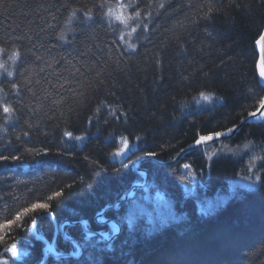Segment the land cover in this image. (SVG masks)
<instances>
[{
  "label": "trees",
  "instance_id": "16d2710c",
  "mask_svg": "<svg viewBox=\"0 0 264 264\" xmlns=\"http://www.w3.org/2000/svg\"><path fill=\"white\" fill-rule=\"evenodd\" d=\"M121 3L126 24L116 19ZM263 29L264 0H0V155L8 157L0 159V254L28 237L25 264H38L35 217L95 226L99 209L133 183L134 163L170 161L201 136L238 126L264 99L255 47ZM126 143L137 150L115 160ZM252 150L261 156L252 160ZM211 151L175 168L148 164L150 181L186 219L137 239L119 217L123 234L91 254L102 264H264V123ZM184 170L211 180L182 194L174 176ZM239 179L255 187L215 207ZM36 203L49 208L25 213ZM41 223L51 241L50 219ZM126 244L131 254H119Z\"/></svg>",
  "mask_w": 264,
  "mask_h": 264
},
{
  "label": "rangeland",
  "instance_id": "374dc122",
  "mask_svg": "<svg viewBox=\"0 0 264 264\" xmlns=\"http://www.w3.org/2000/svg\"><path fill=\"white\" fill-rule=\"evenodd\" d=\"M224 142H227V141H224ZM123 146H125V145L123 144ZM122 148L123 147H121V149ZM121 149L115 156V160H117V161H122V159H123V157L121 156V152H122ZM258 156H261V155L252 150V153L250 156L251 159L255 160ZM184 168L186 169L187 167L184 166ZM143 183L144 182H143L142 178L139 182H137V184H143ZM233 183L241 184V185H247V183H248V187H250V188L255 187V183L252 182V180L247 181L244 179H239V180L234 181ZM241 190L242 189H240V191ZM240 191H239V193H240ZM238 194L236 191H234V194L221 196L212 204H214V206L217 207V205L220 204L221 201H224V199H226L228 201V200L234 198L235 196H237ZM170 198L171 197L169 195H165L163 193V190L161 189V187H159L158 185L153 183V181H149V184L146 188H144L142 190H136L134 195L131 197V199L125 203L128 204V209L131 212H132V210H134L138 213L139 210H141V209L144 210V212H145L144 217L145 218L144 217L143 218H144V221L146 222L147 227H146V229L142 228V230L149 232L150 230L151 231H158L160 229H163L165 226H168L172 223H175L174 221H182V220L187 218L186 213L179 212L176 210L175 205H174L173 201L170 200ZM122 205L119 206L120 209H121ZM136 212H132L135 214V217H136L135 221H134L135 224H136V221L139 220V218L143 219L142 217L139 216L140 214L138 215ZM112 219H114V218H112ZM141 219L138 221V224H137V226L140 228V230H141V227H140L141 226ZM106 220H107V218H106ZM64 221L65 220L60 219V223L64 222ZM100 221L103 222V219H100ZM116 221H118L119 224L121 223L120 219H117ZM41 225H42L41 227L43 229L47 226L45 223H41ZM126 226L132 227L133 226L132 221L129 220V224ZM88 227L93 228L90 222H88ZM98 229L100 231H102L103 233H105L110 238L114 234V232L116 231L117 228L113 224H106V225H99ZM123 230H125V228H123ZM66 235H68V234L66 233ZM100 240L101 239L95 240V241H90L89 238H86L84 240V243L89 244V242H92V243L96 242V243L100 244V242H101ZM15 245H16L17 255L12 256V254L10 252L6 251V249L11 247L12 245L9 246L8 248H5L3 250V252L0 254V264H2V261L5 259H7L9 261V264H25L26 260L29 259L30 255H31L32 248H29L27 243H25V242L21 243V242H18V240H16ZM126 245H128V244H126ZM109 247H111V246H109ZM133 248H134V245H133ZM103 249L104 248H69V249L68 248H54V252L57 254H63V255L64 254H71L73 256H79L80 250H81L82 251L81 255L84 258L85 264H97V263L102 264L103 260L102 259L99 260L100 255H98L97 252H99L100 250H103ZM109 249L112 250V248H109ZM92 250L93 251L97 250V252L95 254H91ZM117 252L121 255H129V254H131L132 251H131V247H130V248H118ZM43 261H44V255L42 256V259L38 264H42ZM74 261H77V259H75V258H63V259L51 258V260L49 259L47 261V263H45V264H72V262H74Z\"/></svg>",
  "mask_w": 264,
  "mask_h": 264
},
{
  "label": "water",
  "instance_id": "95a60500",
  "mask_svg": "<svg viewBox=\"0 0 264 264\" xmlns=\"http://www.w3.org/2000/svg\"><path fill=\"white\" fill-rule=\"evenodd\" d=\"M261 35H264V29ZM260 38V37H259ZM259 41V42H258ZM257 53H258V61H257V73L259 76V82L261 84V86L264 88V75H262V73H264V41H260L259 39L256 41L255 44ZM256 113V115H252V113L250 115H248L242 122L239 123L238 126L231 128L233 131L229 132L224 131L221 132V135L217 136L216 134L214 135H210L213 137L212 140H203L200 141L199 144H197V141L200 140V138L193 144L189 145L188 147L184 148L183 150H181L179 152V154L171 161L168 162H162L156 159H147L149 160L148 162H152L154 164H158L160 166L163 167H170V166H175L176 164L182 162L186 157V155L190 154L191 152L195 151V150H199V149H204L208 146H213L216 145L218 143L224 142V141H228L233 139L238 133L239 131L246 125L249 124H259V123H263L264 122V109H261L260 106L253 112ZM129 150V145L125 146L124 150L122 151V155L124 156V160L126 161L129 157H130V153L128 152ZM147 160L141 161L138 164H136L133 167V170L137 173H139L143 180V184H135L131 187V189L124 195L122 196L114 205L112 206H108L105 208V210L103 212H101L95 219L96 223H98L99 225H106V224H113L114 226H116V231L114 232V234L109 238L105 233H103L102 231H91L87 228V223L86 221H79V222H65L64 224H58V221L56 219V217L54 216V214H45L44 216H41L40 218H38L34 225H33V233L34 236L36 237V239L40 242H43L46 244L43 253H44V261L42 262V264H45L47 259L52 256L54 258L57 259H63V258H79L82 251L80 250V255L79 256H73L71 254H57L54 252V242L55 239L57 237V234L59 231L62 232V235L70 241H73L77 246L78 243L76 241H74L73 239L67 238L63 232V227L64 225L67 226H72V225H79L82 226V228L84 229V232L92 237H98L101 240H103L105 243H107L108 245H113L115 243V241L123 234L124 230L123 227L114 219H107L106 222L103 224L102 221H98V219L104 217L105 212L113 209H118L119 206L125 202H127L128 200L131 199V197L134 195L136 190H142L144 188H146L149 184V174L146 171H143L140 169L141 164L146 163ZM46 217H50L51 220H53V222L57 225V230L55 232V237L53 240V243H49L48 240L43 239L42 237L39 236L37 230H36V225L38 223V221L41 218H46ZM59 225V227H58Z\"/></svg>",
  "mask_w": 264,
  "mask_h": 264
},
{
  "label": "bare ground",
  "instance_id": "6f19581e",
  "mask_svg": "<svg viewBox=\"0 0 264 264\" xmlns=\"http://www.w3.org/2000/svg\"><path fill=\"white\" fill-rule=\"evenodd\" d=\"M251 113H253V112H251ZM251 113H249L248 115H250ZM247 115V116H248ZM246 116V117H247ZM245 117V118H246ZM244 118V119H245ZM243 119V120H244ZM242 120V121H243ZM241 121V122H242ZM237 136V135H236ZM235 136V137H236ZM234 137V138H235ZM233 138V139H234ZM232 140V139H231ZM228 141H230V140H228ZM227 141V142H228ZM196 142V141H195ZM194 142V143H195ZM223 142H221V143H218V144H222ZM193 144V143H192ZM138 145H139V142H138ZM191 145V144H190ZM188 147V146H187ZM212 147H214V145L213 146H208V147H206V148H204V149H199V150H195V151H193V152H191L190 154H188V155H186L185 157V159L182 161V162H184V161H186V160H188V161H191V160H197L198 159V157H210L212 154H214L215 152H213V151H211V149H212ZM186 148V147H185ZM183 150V149H182ZM213 152V153H212ZM179 154V153H178ZM177 156V155H176ZM175 156V157H176ZM174 157V158H175ZM173 158V159H174ZM147 159H156V160H158L157 158H155V157H145V158H143L141 161H144V160H147ZM172 159V160H173ZM141 161H138V162H136V163H134L133 165H132V167H131V170H132V174H131V176H132V181H133V183L131 184V186L128 188H126L125 189V191L121 194V196H119V198L117 199V200H115L112 204H109V205H106L105 207H101L99 210L101 211V212H103L104 210H105V208L106 207H108V206H112V205H114L122 196H124L130 189H131V187L133 186V185H135V184H137V182H139L140 180H141V175L139 174V173H137V172H135L134 170H133V167L136 165V164H138L139 162H141ZM149 160H147L146 161V163H144V164H141V166H140V169L141 170H143V171H146V172H148V174H149V181H150V173H151V167H148V164H154V163H152V162H148ZM171 161V160H170ZM168 162V161H167ZM182 162H180V163H178V164H176L175 166H170V167H176V166H178L179 164H182ZM155 165H158V164H155ZM163 167V166H162ZM183 169H185L184 168V166H183ZM184 172H186L185 174H179V175H175L174 177H175V179L176 180H178V184H179V186H177V187H183V189L180 191L182 194H184L183 192L184 191H186V190H188L189 192H193V193H195L196 192V185L198 184V186H200V188H202V189H204V184H203V182L205 183V184H208L207 183V180L210 182V178L211 177H206V175H203L202 173L200 174V173H197V172H190V171H186V170H184ZM207 174H209L208 172H206ZM173 177V178H174ZM201 179L202 181H200L199 179ZM248 187V183H247V185H241V184H236V183H233V182H231V184H230V186H229V190H228V194L227 195H232V194H234V191H238V190H240V189H243V188H247ZM184 190V191H183ZM225 201H227L226 199H224V202ZM124 204V203H123ZM122 205V204H121ZM98 212L95 216H94V219H93V222H94V224H95V226H92L93 227V229L92 228H90V227H88V222L89 221H87V220H81V221H86V223H87V228L89 229V230H91V231H94V232H96V231H100L99 229H98V226H99V224L98 223H96V221H95V219H96V217L101 213V212ZM132 212H136V211H134V210H132ZM130 210H127L126 211V213L125 214H123V212H122V210H120V207L118 208V209H115V210H113V209H111V210H109L108 212L106 211L105 212V215H104V217H102V218H100V219H103V224L106 222V218H108V219H112V218H114V220H117V219H119V217L122 219V220H126V221H129V220H131L132 221V223H133V226H132V231H134V235L136 236V238L137 239H139V238H141V237H143L144 235H145V232H144V230L143 231H140V228L137 226V224H138V221L141 219V218H139V220L138 221H136V224H135V214L134 213H132ZM132 213V214H131ZM137 213V212H136ZM45 214H49V213H45ZM45 214H42V215H39V216H37V217H35V219L33 220V222L30 224V229H31V233L34 235V233H33V225H34V223H35V221L38 219V218H40L41 216H44ZM51 214H53V213H51ZM140 217H144L145 216V212H144V210H139L138 211V213H137ZM109 215H112V216H109ZM116 215V216H115ZM50 217H46V218H41L40 220H41V222L43 221V220H45V219H49ZM100 219H98V221H100ZM39 220V221H40ZM65 222H73V221H71V220H69V219H66L64 222H61L60 224H64ZM76 222H79V221H76ZM118 222V221H117ZM50 223H51V225H52V234L53 233H55L56 232V230H57V225L53 222V220H50ZM119 223V222H118ZM105 225V224H104ZM58 227H59V225H58ZM141 230H142V228H146L147 227V225H146V222H143V221H141ZM48 231H50L49 230V228H48ZM63 232H64V234H65V236L67 237V238H70V239H73L74 241H76L77 243H78V246L73 242V241H70V240H67L63 235H62V232L60 231V234H61V238L64 240V242H65V245H63V244H61L60 243V245L63 247V248H103V246L101 245V244H99V243H96V242H94V243H92V242H89V244H86V243H84V240L86 239V238H89L90 239V241H95V240H99L100 238H98V237H92V236H89V235H87L85 232H84V229L82 228V226H79V225H72V226H67V225H64V227H63ZM66 233L68 234V235H66ZM40 237H42V238H44V233L43 234H41L40 235ZM18 239V242H21V243H23V242H27V240L29 239L28 237L27 238H23V237H20V238H17ZM100 241H102V240H100ZM91 243V244H90ZM136 243V240L134 241V244ZM105 249V248H104ZM104 249H103V251H104ZM84 251V250H83ZM102 252V251H101ZM84 254V253H83Z\"/></svg>",
  "mask_w": 264,
  "mask_h": 264
},
{
  "label": "snow or ice",
  "instance_id": "6c2138e0",
  "mask_svg": "<svg viewBox=\"0 0 264 264\" xmlns=\"http://www.w3.org/2000/svg\"><path fill=\"white\" fill-rule=\"evenodd\" d=\"M99 7L103 8L104 5L101 4V5H99ZM125 7H128V6L124 5L123 3L120 4V12H119V14L116 15V19L119 20L121 23H125L126 24L128 22V20L130 19V17L125 16L123 14V9ZM109 12L111 13V9H109ZM75 14H76L75 11H73V15H75ZM84 15H87V13H85ZM138 15H139V13H137V16ZM90 19H91V17H90ZM121 39H123V37H121ZM259 40L260 41H264V35H261ZM4 51H5L4 49L0 48V54H3ZM15 55L19 56V53H16ZM4 67H5L4 64H0V68H4ZM5 71H6V69H5ZM7 75L11 76V75H13V73L12 72H7ZM262 75H264V73H262ZM12 88L15 89L17 92H19V85H17L15 82L12 83ZM205 99L207 100V99H209V97L206 96ZM259 106H260L261 109H264V99H261L259 101ZM11 111H13V109L11 107H9L7 104H5L3 106V112L5 114L10 113ZM252 115L254 116V115H256V113H252ZM228 131L232 132L233 130L229 129ZM67 135L71 138V133H67ZM216 135L219 136V135H221V133H217ZM76 139H81V138L77 137ZM212 139H213L212 136H201L200 140L197 141V144H199L200 141L212 140ZM147 155L148 156H154L155 153L154 152H148ZM0 159L7 160L8 157L0 155ZM12 159L15 160V159H19V158L14 156V157H12ZM185 167H188V166L185 165ZM248 179H252V177H248ZM257 179H259V177H257ZM60 195H61L60 192L56 193V196H60ZM48 208H49V205L47 203H36V204H33L30 209H25V213L30 212V211H34L36 209H45V210H47ZM25 213L19 214L16 219H20V217L23 216ZM8 223L9 224L15 223V221H9ZM0 239H3V237H0ZM6 251L10 252L12 254V256H16L17 255V250H16V245L15 244H13L11 247L6 249ZM2 264H9V261L7 259H5V260L2 261Z\"/></svg>",
  "mask_w": 264,
  "mask_h": 264
},
{
  "label": "flooded vegetation",
  "instance_id": "af4514ba",
  "mask_svg": "<svg viewBox=\"0 0 264 264\" xmlns=\"http://www.w3.org/2000/svg\"><path fill=\"white\" fill-rule=\"evenodd\" d=\"M58 221V223H60V221L59 220H57ZM37 226L39 227V229H41V230H43L42 229V225H41V220L38 222V224H37ZM41 232V231H40ZM43 234V233H42ZM54 235H55V233H53V235H52V240L54 239ZM46 236H49V235H44V237L45 238H47ZM48 239V238H47ZM49 240V239H48ZM60 243L61 244H63V245H65V242H64V240L61 238V234L59 233L58 234V236H57V238H56V241H55V247L56 248H63L61 245H60ZM45 247V245L43 246V248Z\"/></svg>",
  "mask_w": 264,
  "mask_h": 264
}]
</instances>
